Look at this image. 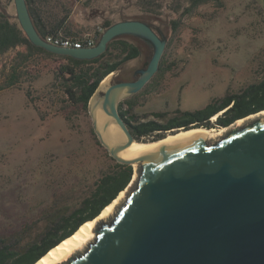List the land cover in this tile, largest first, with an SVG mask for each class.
Segmentation results:
<instances>
[{
  "label": "rangeland",
  "instance_id": "rangeland-1",
  "mask_svg": "<svg viewBox=\"0 0 264 264\" xmlns=\"http://www.w3.org/2000/svg\"><path fill=\"white\" fill-rule=\"evenodd\" d=\"M0 3L14 17L13 0ZM68 5L69 23L77 33L102 26L107 19L142 18L166 37L165 58L173 63L171 69L123 98L134 103L129 112L137 119H153V111H168L171 116L175 109L200 108L213 97L237 92L264 73V13L255 0H222L221 6L209 1L193 14L182 16L167 8L157 16L143 14L136 0H69ZM174 18L179 23L173 30L170 20ZM24 50L25 46L18 45L0 55V83L9 65L17 61V53ZM150 54L151 47L144 44L139 56L107 76L106 85L131 78ZM32 60L27 63L29 69H41L40 77L31 84L32 94L47 109L52 105L48 85L53 79L54 58L39 53ZM27 85L0 90V236L28 225L22 241L41 230L45 213L83 195L114 163L95 139L88 109L69 121L61 113L41 120L27 101ZM126 107L124 102L123 109ZM216 115L210 119L215 121ZM132 169L124 190L135 181L133 165Z\"/></svg>",
  "mask_w": 264,
  "mask_h": 264
},
{
  "label": "water",
  "instance_id": "water-1",
  "mask_svg": "<svg viewBox=\"0 0 264 264\" xmlns=\"http://www.w3.org/2000/svg\"><path fill=\"white\" fill-rule=\"evenodd\" d=\"M13 3L14 17L28 40L54 54L92 59L121 35L139 37L151 47L145 66L134 70V79L102 85L110 72L88 100L99 143L116 161L137 162V179L109 219L96 226L95 239L60 264H264V116L214 141L189 133L123 157L120 151L135 137L118 103L140 91L158 71L167 43L164 34L142 19H121L105 27L92 46L56 45L38 33L26 0ZM98 108L106 115L101 126ZM111 123L121 129L124 141L106 136Z\"/></svg>",
  "mask_w": 264,
  "mask_h": 264
},
{
  "label": "trees",
  "instance_id": "trees-1",
  "mask_svg": "<svg viewBox=\"0 0 264 264\" xmlns=\"http://www.w3.org/2000/svg\"><path fill=\"white\" fill-rule=\"evenodd\" d=\"M209 1L218 6L222 5V0H136V4L143 14L157 16L162 8H167L182 16L193 14L199 5ZM26 2L35 28L42 38L58 33L70 36L81 34L73 31L70 26L69 0H26ZM178 18L170 20L173 30L179 23ZM144 21L151 24L148 20ZM113 22L115 20H105L102 28ZM144 44L147 43L139 37L121 35L112 39L106 50L92 59H77L69 55L54 54L33 45L17 19L11 17L0 3V55L18 45L25 46L24 51L17 53V61L13 60L8 71L5 72L0 90L14 86L21 88L22 84L27 82L28 85L24 89L25 96L41 120L49 114L61 113L69 121L74 114L87 111L88 100L98 83L108 73L115 72L127 61L139 56L143 52ZM39 53L54 58L53 79L48 85L52 105L50 104L47 109H42L38 102L42 99L32 94L31 84L40 77L41 69H29L27 65ZM172 64L168 63L164 51L155 75L170 70ZM124 102H127L126 109H123ZM133 107L134 103L127 98L121 100L118 105L121 116L137 140H157L175 127L210 128L228 125L236 118L264 108V73L237 92L213 97L204 106L193 110L175 109L171 116H167L168 111H153L150 113L154 116L153 119H137L135 113L129 112ZM215 113H218L215 121L210 122L208 117ZM95 139L100 145L97 137ZM112 159L114 163L101 172L83 195L71 200L69 205L58 206L45 213V224L31 239L22 241V235L29 228L28 225L22 226L17 233L0 236V264L34 263L51 247L71 235L85 220L98 215L103 207L127 186L132 176V165Z\"/></svg>",
  "mask_w": 264,
  "mask_h": 264
},
{
  "label": "bare ground",
  "instance_id": "bare-ground-1",
  "mask_svg": "<svg viewBox=\"0 0 264 264\" xmlns=\"http://www.w3.org/2000/svg\"><path fill=\"white\" fill-rule=\"evenodd\" d=\"M109 75L110 74H108L107 76ZM107 76L101 82V84L104 86L106 85L107 82ZM96 115H97V123L99 126H101L106 120V115L100 108L97 109ZM263 116H264V109L257 113H252L245 117L236 119L234 122L224 127L206 128L204 126H199L190 129L174 130L173 132L168 131L164 137L153 141L135 139L133 143H131L127 147H124L120 151V154L123 157H135L140 153L152 150L162 144H168L178 141L179 139H181L182 137H184L189 133H200L202 136H205L206 139L214 141L224 136L232 128L243 126L245 123ZM106 136L109 139H111L113 142H117V143L122 142L125 139L121 129L115 123H111L108 126ZM132 165L133 168L135 169L134 180L136 181L138 163L134 162ZM128 191L129 189L128 190L122 189L117 194V196L113 198V200L110 203H108L105 207H103V209L100 211L98 215H96L92 219L83 222L71 235L62 239L58 244L50 248L44 255H42L38 260H36L32 264H60L66 261L68 256L82 252L87 247L88 243L95 239L96 236L95 229L97 223L101 219L110 217L115 212L116 207L121 205V202L126 197Z\"/></svg>",
  "mask_w": 264,
  "mask_h": 264
},
{
  "label": "built area",
  "instance_id": "built-area-1",
  "mask_svg": "<svg viewBox=\"0 0 264 264\" xmlns=\"http://www.w3.org/2000/svg\"><path fill=\"white\" fill-rule=\"evenodd\" d=\"M103 30L102 26L89 31L82 32L79 36L63 35L62 33L51 34L45 39L56 45L70 46V47H81V46H92L98 38L99 33Z\"/></svg>",
  "mask_w": 264,
  "mask_h": 264
},
{
  "label": "crops",
  "instance_id": "crops-1",
  "mask_svg": "<svg viewBox=\"0 0 264 264\" xmlns=\"http://www.w3.org/2000/svg\"><path fill=\"white\" fill-rule=\"evenodd\" d=\"M255 2L264 13V0H255Z\"/></svg>",
  "mask_w": 264,
  "mask_h": 264
},
{
  "label": "flooded vegetation",
  "instance_id": "flooded-vegetation-1",
  "mask_svg": "<svg viewBox=\"0 0 264 264\" xmlns=\"http://www.w3.org/2000/svg\"><path fill=\"white\" fill-rule=\"evenodd\" d=\"M143 66H145V65H143ZM142 66V67H143ZM135 78V75L134 74H132V77L131 78H129V79H123V80H132V79H134ZM122 80V79H121ZM216 114V113H215ZM215 114H212V115H210L209 117H208V120L210 121V122H213L212 121V119H210L213 115H215ZM218 114V113H217ZM221 127V126H220ZM206 128H208V127H206ZM211 128V127H210ZM173 132V131H172ZM167 133V132H166Z\"/></svg>",
  "mask_w": 264,
  "mask_h": 264
}]
</instances>
